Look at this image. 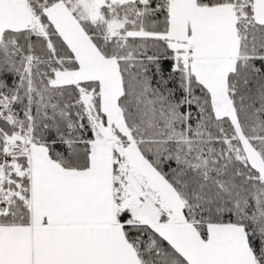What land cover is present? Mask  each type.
<instances>
[{
	"label": "snow or ice",
	"instance_id": "6c2138e0",
	"mask_svg": "<svg viewBox=\"0 0 264 264\" xmlns=\"http://www.w3.org/2000/svg\"><path fill=\"white\" fill-rule=\"evenodd\" d=\"M0 264H264V0H0Z\"/></svg>",
	"mask_w": 264,
	"mask_h": 264
}]
</instances>
